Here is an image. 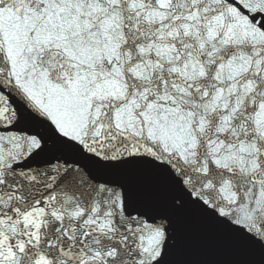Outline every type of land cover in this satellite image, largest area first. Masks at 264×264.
<instances>
[{"label":"snow or ice","instance_id":"snow-or-ice-1","mask_svg":"<svg viewBox=\"0 0 264 264\" xmlns=\"http://www.w3.org/2000/svg\"><path fill=\"white\" fill-rule=\"evenodd\" d=\"M210 244L264 264V0H0V264Z\"/></svg>","mask_w":264,"mask_h":264},{"label":"water","instance_id":"water-1","mask_svg":"<svg viewBox=\"0 0 264 264\" xmlns=\"http://www.w3.org/2000/svg\"><path fill=\"white\" fill-rule=\"evenodd\" d=\"M211 231L210 229H207ZM199 259L209 261L210 264H226V262L235 259L233 252L224 245H207L198 257ZM249 258L254 259L259 264V254L251 255Z\"/></svg>","mask_w":264,"mask_h":264}]
</instances>
